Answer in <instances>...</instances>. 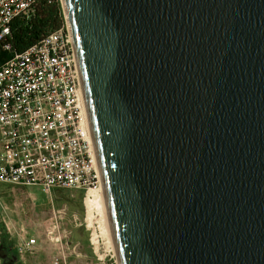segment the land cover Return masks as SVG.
<instances>
[{
  "label": "water",
  "instance_id": "obj_1",
  "mask_svg": "<svg viewBox=\"0 0 264 264\" xmlns=\"http://www.w3.org/2000/svg\"><path fill=\"white\" fill-rule=\"evenodd\" d=\"M119 264H264V0H63Z\"/></svg>",
  "mask_w": 264,
  "mask_h": 264
},
{
  "label": "built area",
  "instance_id": "obj_2",
  "mask_svg": "<svg viewBox=\"0 0 264 264\" xmlns=\"http://www.w3.org/2000/svg\"><path fill=\"white\" fill-rule=\"evenodd\" d=\"M38 1L0 0V41L16 20L31 15ZM63 21L59 29L0 65V185L47 195L52 190L83 191L85 216L71 215V221L88 231L90 254L62 228L68 215L62 205L51 209L43 228V241L53 249L45 264H119L116 248L89 217L87 201L92 191L101 189V180L64 13ZM0 223L21 257L36 252L39 240L22 227L13 240L1 210Z\"/></svg>",
  "mask_w": 264,
  "mask_h": 264
},
{
  "label": "rangeland",
  "instance_id": "obj_3",
  "mask_svg": "<svg viewBox=\"0 0 264 264\" xmlns=\"http://www.w3.org/2000/svg\"><path fill=\"white\" fill-rule=\"evenodd\" d=\"M61 11L63 15L62 6ZM83 197L84 195L81 194V190L78 188L64 189L61 195L57 191L52 190L47 195L37 189L0 185V210L3 212L5 220L10 222L13 240H17L16 236L21 233V227L27 232V235L34 236L39 240L36 252L27 253L24 256L25 264H45L48 261L53 249L48 243L43 241V228L49 218L51 209L62 205L67 208L68 214L61 223L62 228L67 232L69 240L80 242L86 254H90L87 243L89 238L88 231L83 227H75L71 221V215H76L78 218L85 216ZM59 198L62 201L68 198L74 204L80 202L79 204L83 208L82 214L75 207L65 202H60ZM80 239H83V242Z\"/></svg>",
  "mask_w": 264,
  "mask_h": 264
},
{
  "label": "trees",
  "instance_id": "obj_4",
  "mask_svg": "<svg viewBox=\"0 0 264 264\" xmlns=\"http://www.w3.org/2000/svg\"><path fill=\"white\" fill-rule=\"evenodd\" d=\"M63 22L59 0H39L31 15L26 19L16 20L11 26L10 34L0 41V65L15 54L39 42L49 32L59 29ZM55 191L61 195L64 190ZM81 194L83 195V191ZM59 201L75 207L82 214L83 208L80 202L74 204L68 198L63 201L59 198ZM80 240L83 242V239ZM1 241L4 244L5 237Z\"/></svg>",
  "mask_w": 264,
  "mask_h": 264
},
{
  "label": "bare ground",
  "instance_id": "obj_5",
  "mask_svg": "<svg viewBox=\"0 0 264 264\" xmlns=\"http://www.w3.org/2000/svg\"><path fill=\"white\" fill-rule=\"evenodd\" d=\"M60 1H61V6L63 8L64 16L67 20L64 1L63 0H60ZM68 26H69V24H68ZM82 102H83V110H84V113H85V116H86V119L88 122V126H89V129H91L89 117H88V112H87L86 105L84 102V98H83ZM90 133L92 136V131H90ZM92 141H93L95 164H96V168H97V171H98V174L100 176L101 183H102L100 167H99V163L97 160V153H96V149H95V145H94L93 136H92ZM90 194H91L92 198L87 201L88 210H89V217L92 218L93 221L98 223L100 230L103 232L104 235H106V237L108 238L109 242L113 245V247L116 248L115 247V241L113 238L111 220H110V216H109V212H108V208H107V203H106V199H105L103 184L101 185L100 190L92 191ZM92 212H95L94 216L92 215Z\"/></svg>",
  "mask_w": 264,
  "mask_h": 264
},
{
  "label": "flooded vegetation",
  "instance_id": "obj_6",
  "mask_svg": "<svg viewBox=\"0 0 264 264\" xmlns=\"http://www.w3.org/2000/svg\"><path fill=\"white\" fill-rule=\"evenodd\" d=\"M5 237L4 244L2 239ZM0 264H25L24 257H21L15 248L14 242L8 238L6 228L0 223Z\"/></svg>",
  "mask_w": 264,
  "mask_h": 264
}]
</instances>
